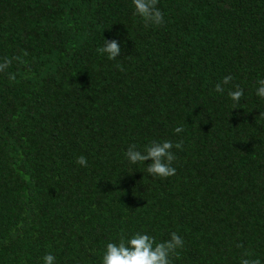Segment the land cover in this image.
<instances>
[{
    "label": "trees",
    "instance_id": "obj_1",
    "mask_svg": "<svg viewBox=\"0 0 264 264\" xmlns=\"http://www.w3.org/2000/svg\"><path fill=\"white\" fill-rule=\"evenodd\" d=\"M158 7L153 26L131 0H0V264H101L136 231L180 235L172 264H264V0ZM154 139L181 143L175 175L125 160Z\"/></svg>",
    "mask_w": 264,
    "mask_h": 264
},
{
    "label": "clouds",
    "instance_id": "obj_2",
    "mask_svg": "<svg viewBox=\"0 0 264 264\" xmlns=\"http://www.w3.org/2000/svg\"><path fill=\"white\" fill-rule=\"evenodd\" d=\"M133 15L138 16L153 26L164 23V14L158 7V0H131ZM124 41L117 36L112 39H104L99 51L108 59L114 60L121 54ZM11 60L5 58L0 61V72H4L10 65ZM9 79H14L12 73H8ZM232 80L227 75L222 81L217 82L214 91L222 93L224 85ZM254 94L264 100V78H258L255 82ZM244 95V90L235 85L228 91V97L233 104L239 103ZM176 133L184 131L182 126H177ZM181 143H173L171 140H151L143 148L136 144H129L124 152V158L129 165H143L145 172L151 178H167L175 175L173 161L176 159L173 149L179 150ZM146 161L150 163L145 164ZM84 167L87 165L86 158L81 155L75 161ZM184 245L183 238L176 232H171L168 239L157 240L146 231H136L130 235H121L115 242H107L101 255V264H172L178 250ZM41 264H56V257L51 253H45L41 258ZM239 264H261V260L253 258L252 254L245 251L239 260Z\"/></svg>",
    "mask_w": 264,
    "mask_h": 264
}]
</instances>
